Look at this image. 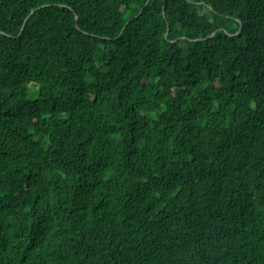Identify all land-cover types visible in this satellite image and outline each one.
<instances>
[{
  "label": "trees",
  "instance_id": "16d2710c",
  "mask_svg": "<svg viewBox=\"0 0 264 264\" xmlns=\"http://www.w3.org/2000/svg\"><path fill=\"white\" fill-rule=\"evenodd\" d=\"M0 264H264V0H0Z\"/></svg>",
  "mask_w": 264,
  "mask_h": 264
},
{
  "label": "water",
  "instance_id": "95a60500",
  "mask_svg": "<svg viewBox=\"0 0 264 264\" xmlns=\"http://www.w3.org/2000/svg\"><path fill=\"white\" fill-rule=\"evenodd\" d=\"M32 13H30V15H31ZM29 15V16H30ZM29 16L25 19V21H24V24H23V26H22V28H21V31H22V29H23V27H24V25H25V23H26V21H27V19L29 18ZM75 19L77 20V17H75ZM21 31H20V33H21ZM215 34V32L212 34V35H214ZM211 35V36H212Z\"/></svg>",
  "mask_w": 264,
  "mask_h": 264
}]
</instances>
